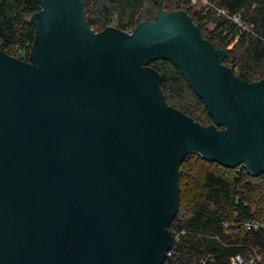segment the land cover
Listing matches in <instances>:
<instances>
[{
  "label": "water",
  "instance_id": "obj_1",
  "mask_svg": "<svg viewBox=\"0 0 264 264\" xmlns=\"http://www.w3.org/2000/svg\"><path fill=\"white\" fill-rule=\"evenodd\" d=\"M30 60L0 49V264H163L191 152L264 174V78L248 82L185 10L95 31L84 0H39ZM171 60L203 125L167 104Z\"/></svg>",
  "mask_w": 264,
  "mask_h": 264
},
{
  "label": "trees",
  "instance_id": "obj_2",
  "mask_svg": "<svg viewBox=\"0 0 264 264\" xmlns=\"http://www.w3.org/2000/svg\"><path fill=\"white\" fill-rule=\"evenodd\" d=\"M85 17L95 30L114 25L137 27L155 20L165 10H185L204 38L226 50L223 62L248 82L264 78V0H210L213 7L191 5L189 0H84ZM161 2V5L160 3ZM42 9L39 0H0V49L30 60L37 27L32 16ZM229 16L237 15L242 26ZM160 73V87L168 105L203 125L213 123L205 101L193 90L180 68L159 58L149 63ZM180 205L169 229L174 242L163 264H228L230 257L246 259L262 254L264 228V174L252 175L244 164L226 167L191 151L179 166ZM224 222L229 226L225 227Z\"/></svg>",
  "mask_w": 264,
  "mask_h": 264
},
{
  "label": "built area",
  "instance_id": "obj_3",
  "mask_svg": "<svg viewBox=\"0 0 264 264\" xmlns=\"http://www.w3.org/2000/svg\"><path fill=\"white\" fill-rule=\"evenodd\" d=\"M191 5H195V6H206L208 7H213V4L210 2V0H189ZM219 13H222L224 15H227L229 18H231L233 21L239 23L241 26L242 24L240 23V18L237 15L234 16H229L223 9H218ZM114 26V25H112ZM124 31H126L127 33H133V31L135 30L133 27H128L126 29H122ZM224 226L228 227L229 223L228 222H224ZM246 227L248 229L250 228H255V229H259V228H264V223H260V222H256V221H248L246 223ZM173 234L176 236V238H178V233L176 231H173ZM172 234V235H173ZM171 255V251H169L168 256ZM262 254H255L253 256H250L248 259H246L244 256H242L241 254H235L233 256L230 257V261L228 264H254V262L258 259H261Z\"/></svg>",
  "mask_w": 264,
  "mask_h": 264
}]
</instances>
